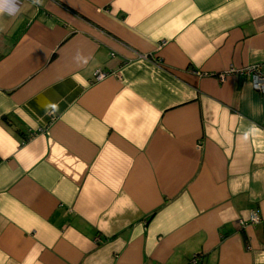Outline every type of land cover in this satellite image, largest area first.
Instances as JSON below:
<instances>
[{"label": "crops", "instance_id": "crops-1", "mask_svg": "<svg viewBox=\"0 0 264 264\" xmlns=\"http://www.w3.org/2000/svg\"><path fill=\"white\" fill-rule=\"evenodd\" d=\"M252 64L264 0H0V264H264Z\"/></svg>", "mask_w": 264, "mask_h": 264}, {"label": "built area", "instance_id": "built-area-1", "mask_svg": "<svg viewBox=\"0 0 264 264\" xmlns=\"http://www.w3.org/2000/svg\"><path fill=\"white\" fill-rule=\"evenodd\" d=\"M195 73L198 75H202V74L216 75V77L219 81H223L225 79L226 75H228L230 73L242 74V75L244 74L250 78L252 86L256 90L264 92V73H262L261 65H259V64H252V65H248V66L242 67V68L230 67L229 69H227L223 72H220V73H201L198 71H195ZM105 75H106V73H104L103 71L96 70L94 72V79H96V80L101 79ZM258 221H259V214H258V211L254 209V210H251L249 212L247 220H244L241 218L238 220V224L241 227H244L248 224L257 223ZM200 261H201V254L195 253L190 257L187 264H200Z\"/></svg>", "mask_w": 264, "mask_h": 264}, {"label": "clouds", "instance_id": "clouds-1", "mask_svg": "<svg viewBox=\"0 0 264 264\" xmlns=\"http://www.w3.org/2000/svg\"><path fill=\"white\" fill-rule=\"evenodd\" d=\"M37 3H40V0H36Z\"/></svg>", "mask_w": 264, "mask_h": 264}]
</instances>
